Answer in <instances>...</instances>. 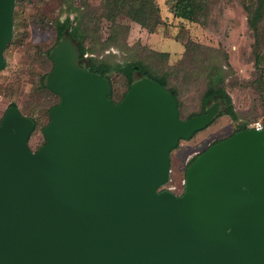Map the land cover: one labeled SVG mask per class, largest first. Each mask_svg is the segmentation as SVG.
Returning <instances> with one entry per match:
<instances>
[{
    "label": "water",
    "instance_id": "water-1",
    "mask_svg": "<svg viewBox=\"0 0 264 264\" xmlns=\"http://www.w3.org/2000/svg\"><path fill=\"white\" fill-rule=\"evenodd\" d=\"M15 0H0V70ZM45 78L58 94L34 121L8 106L0 118V264H264V129H242L169 180L170 152L219 112L181 119L173 95L140 77L114 103L108 81L77 62L69 37Z\"/></svg>",
    "mask_w": 264,
    "mask_h": 264
},
{
    "label": "rangeland",
    "instance_id": "rangeland-1",
    "mask_svg": "<svg viewBox=\"0 0 264 264\" xmlns=\"http://www.w3.org/2000/svg\"><path fill=\"white\" fill-rule=\"evenodd\" d=\"M84 0H20L14 7L12 37L4 50L5 66L0 70V118L10 102L45 123L44 110L56 98L40 90L38 78L50 69L45 51L56 38L55 24L69 17L74 20ZM206 8L197 21L174 17L167 0H154L160 23L150 32L128 17L118 23L127 31L118 35L117 44L106 45L114 38L110 22L102 18L96 34L86 40L85 59L123 64L140 60L161 74L169 71L170 85L179 91V115L187 118L201 110V96L206 88L204 67L219 64L225 68L224 88L230 95L236 118L228 114L214 118L205 128L189 139H182L170 152L169 180L159 190L176 195L184 191L185 170L191 158L210 144L231 135L239 125L248 128L256 122L264 125V95L256 79L254 35L248 28L243 4L248 0H203ZM90 7L99 10V0H89ZM119 28L117 34L121 32ZM264 53V39L259 41ZM160 52L168 53L161 56ZM264 56V54H263ZM87 60V59H86ZM264 71V57L260 63ZM261 69V68H260ZM113 84V98L118 100L126 91L124 76L108 73ZM138 77V75H136ZM223 108L220 106L219 110ZM41 125L32 132L28 145L32 151L44 142Z\"/></svg>",
    "mask_w": 264,
    "mask_h": 264
},
{
    "label": "trees",
    "instance_id": "trees-1",
    "mask_svg": "<svg viewBox=\"0 0 264 264\" xmlns=\"http://www.w3.org/2000/svg\"><path fill=\"white\" fill-rule=\"evenodd\" d=\"M19 2L20 0H15V6H19ZM167 4L169 5V10L174 17L191 21H197L200 13L206 8L203 0H167ZM69 6L72 7L73 10H77L78 13L74 17V20H70L69 17H66L63 20H58L56 22L54 29L56 34L55 42L45 51L46 59L50 63V69L43 72V74L39 75L38 78L40 90L47 92L56 98V101L50 103L44 110V116L46 118L45 123L46 121H49L50 109L58 104L60 100L59 95L48 89L45 84L46 75L53 66L50 52L52 48L64 37H69L77 47L79 52V57L77 59L78 64L91 72L98 73L108 81L110 86V93L108 95V98L114 103H118L122 99L129 86L135 80L139 79L140 77H148L159 82L166 90H168L173 95L179 111V91L176 86L170 85L171 75L169 71L158 74L140 60L129 61L123 64H112L107 61H96L93 57H88L86 58V60L84 57L87 52L85 42L92 33H97L98 24L102 18H105L107 21H109L111 28L114 30V38L110 39V37H108L106 39V45L108 47L112 46L113 44H117L119 40L118 35L120 33L121 35H124L127 31V27L125 25L118 23V19L121 17H128L134 22L140 24V26L146 28L148 31H154L156 26L160 23L158 7L154 3V0H99V10L91 8L89 0H84L82 2L81 6L84 7L83 11L79 9L80 7L76 9L71 5ZM243 7L247 13L246 22L248 28L254 35L255 66L259 70V77L256 79V82L259 84V90L262 91V94L264 95V71L263 67L260 65V63L263 61L264 53L260 49L258 43L259 41L264 39V0H248L243 4ZM15 16L16 14L15 12H13V21L15 20ZM119 28L124 30H121V32L117 34V30ZM159 54L164 57L168 56V53L166 52H160ZM113 70L121 73L124 76L127 84L126 91L118 100H115L113 98V84L108 75V73ZM204 71L207 81L206 88L201 96L200 112L190 114L187 118H180L188 119L193 115L202 114L205 109L212 103L219 102L220 106L223 109L219 110L215 118L221 116L223 113H226L232 119H235L236 113L233 109L231 97L224 88L225 68L222 65L211 63L207 64L204 67ZM136 75H138V77H136ZM8 106L17 107L15 102H10ZM19 111L23 116L33 119V132L39 125H41L39 120L32 114L26 113L21 109H19ZM45 125L46 124H42L41 129H43ZM242 129L249 128L245 124H241L234 132ZM217 141L219 140H216L211 144ZM42 144L37 146L36 149H38ZM195 157L189 160L188 165L195 159Z\"/></svg>",
    "mask_w": 264,
    "mask_h": 264
},
{
    "label": "built area",
    "instance_id": "built-area-1",
    "mask_svg": "<svg viewBox=\"0 0 264 264\" xmlns=\"http://www.w3.org/2000/svg\"><path fill=\"white\" fill-rule=\"evenodd\" d=\"M249 128L262 130V129H264V125L261 122H256L255 124L251 125Z\"/></svg>",
    "mask_w": 264,
    "mask_h": 264
}]
</instances>
